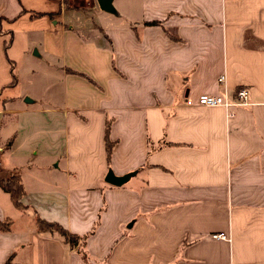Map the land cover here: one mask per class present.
Masks as SVG:
<instances>
[{"label": "crops", "instance_id": "obj_1", "mask_svg": "<svg viewBox=\"0 0 264 264\" xmlns=\"http://www.w3.org/2000/svg\"><path fill=\"white\" fill-rule=\"evenodd\" d=\"M116 1L0 0V264H264V0Z\"/></svg>", "mask_w": 264, "mask_h": 264}, {"label": "trees", "instance_id": "obj_2", "mask_svg": "<svg viewBox=\"0 0 264 264\" xmlns=\"http://www.w3.org/2000/svg\"><path fill=\"white\" fill-rule=\"evenodd\" d=\"M40 15V14H38ZM161 23L159 21H150L148 23H146L145 25H160ZM16 78L13 75L12 78V83L11 85H14L16 83ZM107 125H106V129H105V142H106V153H107V158L110 159L111 157V150H112V146L113 143L109 138V130H110V123L109 120H107ZM0 187L4 192L9 193L11 200H13L14 204L16 205V207L20 208V207H24L22 205V203L18 200L17 198V194L14 190V188L12 186H10L4 179L0 178ZM37 224L39 226L40 229L44 230V231H50V230H54L56 231L65 242L69 243L72 247H75L77 245H79V241L80 239H82V242H84V239L86 238V235L84 236H75L72 233H70V231L67 228H63L61 225H59L56 222H47L44 220H37ZM12 227V221L10 220H5L2 221L0 220V231L1 232H6V231H10ZM6 264H11V260L8 259Z\"/></svg>", "mask_w": 264, "mask_h": 264}, {"label": "built area", "instance_id": "obj_3", "mask_svg": "<svg viewBox=\"0 0 264 264\" xmlns=\"http://www.w3.org/2000/svg\"><path fill=\"white\" fill-rule=\"evenodd\" d=\"M219 84L223 85L225 81V75L219 78ZM224 92L218 95L210 94V95H200L195 100L193 99H186V104L188 106H203V107H224L229 109L232 106H248L249 104V89L246 87L239 88L236 95L234 96V100L229 98L227 93V89H223ZM218 238H224V235L219 234L215 235Z\"/></svg>", "mask_w": 264, "mask_h": 264}, {"label": "water", "instance_id": "obj_4", "mask_svg": "<svg viewBox=\"0 0 264 264\" xmlns=\"http://www.w3.org/2000/svg\"><path fill=\"white\" fill-rule=\"evenodd\" d=\"M97 4H99L100 9L103 11H106L110 14L117 15L118 12L116 10L115 5L113 4L114 0H96ZM32 99L26 98V102H31ZM137 173L136 171L129 172L126 174H123V176H117L112 169L108 170V173L106 174L104 181L105 183H109L113 186L121 187L123 184L127 183V181L130 180L133 176H135Z\"/></svg>", "mask_w": 264, "mask_h": 264}, {"label": "rangeland", "instance_id": "obj_5", "mask_svg": "<svg viewBox=\"0 0 264 264\" xmlns=\"http://www.w3.org/2000/svg\"><path fill=\"white\" fill-rule=\"evenodd\" d=\"M119 1H123V0H117V1H116L117 4H118ZM125 1H126L127 3H130V6L133 7V12H134V14H136V13H137V4H136V0H124V2H125ZM21 81L23 82V88H24V91H25V90H28V91H30V93H31V92H36V94L39 93V94H41L42 96H45L46 93H47L46 90H48V88H49V87L45 86V83H40V84L38 85V87L36 88V83H33L32 80L30 81V76H28V75L25 76V77H23ZM48 91H49V90H48ZM27 98H28V97H27ZM24 101H26V98H24ZM40 105H41V104H38L39 107H41Z\"/></svg>", "mask_w": 264, "mask_h": 264}]
</instances>
